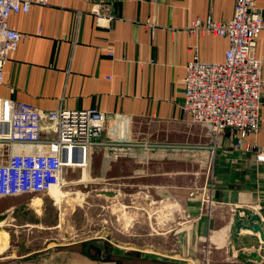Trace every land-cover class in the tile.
<instances>
[{
    "label": "crops",
    "instance_id": "crops-1",
    "mask_svg": "<svg viewBox=\"0 0 264 264\" xmlns=\"http://www.w3.org/2000/svg\"><path fill=\"white\" fill-rule=\"evenodd\" d=\"M93 2L47 0L10 17V26L22 38L4 66L0 99L26 103L46 114L66 109L103 114L111 121L118 118L106 123L98 144L90 149L85 175L104 180L101 194L113 196L107 183L119 178L122 151L160 157L146 162L145 182L134 185L135 192L128 196L136 197L127 201L137 205L143 194L146 208L161 201L171 206L172 219L166 227H171L175 215L179 222L187 214L186 218L197 219L192 226L197 232L191 236L204 232L226 239L243 211L264 216V165L255 162L246 145L236 148L233 132L214 139L208 126L192 124L181 110L186 65L194 58L220 63L228 48L226 38L192 34L189 25L196 20L229 21L235 0H101L102 11L112 19L100 23ZM255 6L264 10V0H255ZM149 20L154 23L151 30L144 26ZM253 57L264 62V31ZM261 96L264 102V89ZM41 128L43 138H55L46 121ZM137 141L162 144L142 147ZM246 144L264 148V106L259 131L248 135ZM73 170L65 169L64 180ZM133 171L136 174L137 168ZM205 190L211 201L209 213L202 202ZM159 231L162 237L173 232ZM181 232L184 229L175 231ZM88 241L38 251L22 264H121L115 253L114 260L92 257ZM164 253L168 252L156 254Z\"/></svg>",
    "mask_w": 264,
    "mask_h": 264
},
{
    "label": "built area",
    "instance_id": "built-area-1",
    "mask_svg": "<svg viewBox=\"0 0 264 264\" xmlns=\"http://www.w3.org/2000/svg\"><path fill=\"white\" fill-rule=\"evenodd\" d=\"M47 0H0V85L3 69L22 35L9 24L10 17L28 12L31 5ZM97 23L112 17L94 0ZM144 26L151 30L153 21ZM195 35L227 39L228 48L220 63L194 58L185 67L183 114L192 124L206 125L214 139L225 131L236 138V148L245 146L256 163L264 165V148L246 144L257 134L264 106L262 69L264 62L253 57L258 36L264 31V10L255 0H235L227 22L192 21ZM107 116L89 111L60 109L44 113L29 104L0 99V198L18 195H49L65 184V169L81 166L90 149L98 144ZM46 121L53 140L41 136Z\"/></svg>",
    "mask_w": 264,
    "mask_h": 264
},
{
    "label": "rangeland",
    "instance_id": "rangeland-1",
    "mask_svg": "<svg viewBox=\"0 0 264 264\" xmlns=\"http://www.w3.org/2000/svg\"><path fill=\"white\" fill-rule=\"evenodd\" d=\"M111 119L106 118V122L119 120ZM152 129L156 131L158 128L153 125ZM136 144L144 147L147 144L162 143L137 141ZM133 151H122V165L117 171L119 178L107 183L115 199L114 195L101 194L104 180H94L95 175H85L88 157L81 166H76L69 173L63 187L52 190L50 195L0 198V264H22L36 257L38 251L61 250L64 249L61 247L85 240H89L86 244L93 246L89 251L92 257L116 259L121 264H171V261L184 264H264V237L259 232L243 228L237 232L234 224L233 235L226 239L213 238L211 233L206 235L204 232L201 236L193 237L192 233L196 234L197 231L193 232L192 226L197 223V219L192 216L186 218L187 214H182L184 219L177 222L175 215L171 227H166V224L171 223L172 208L161 205L162 201L161 204L154 203L146 208L144 195L138 194V204L129 206L127 198L136 197L128 196L135 192L134 185H143L145 182L146 162H151V157H154V161L162 160L150 155V152H143V157H137V151ZM168 160L164 159L163 162ZM134 168H137L136 174L132 173ZM202 202L205 213H209L211 201L208 190L202 192ZM245 212L250 213L243 211L236 217L235 223L240 218L246 220ZM251 214L260 218L259 226L264 234V216ZM134 217L136 220H131ZM135 223L138 224L135 226ZM255 224L251 222L249 227L253 229ZM168 228L173 231L168 236L157 235L159 230ZM179 228L184 229V232L175 233ZM95 246L104 249L100 251ZM156 251L168 253L156 254L159 253ZM28 253L33 254L23 258ZM112 253H115L114 259ZM238 258L245 261H238Z\"/></svg>",
    "mask_w": 264,
    "mask_h": 264
},
{
    "label": "water",
    "instance_id": "water-1",
    "mask_svg": "<svg viewBox=\"0 0 264 264\" xmlns=\"http://www.w3.org/2000/svg\"><path fill=\"white\" fill-rule=\"evenodd\" d=\"M244 215L246 216V220L245 221H243L241 218L236 220L235 225H236L237 232L240 229H242V228L243 229H248V230H251L254 233L259 232L261 234V237L263 238L264 234H263V231L261 230V228L259 226L260 218L257 215L251 214V213H248V212H245ZM251 222H256V224L253 226V229H251L249 227V224Z\"/></svg>",
    "mask_w": 264,
    "mask_h": 264
},
{
    "label": "bare ground",
    "instance_id": "bare-ground-1",
    "mask_svg": "<svg viewBox=\"0 0 264 264\" xmlns=\"http://www.w3.org/2000/svg\"><path fill=\"white\" fill-rule=\"evenodd\" d=\"M56 188H58V187H55V188H53L52 190H54V189H56ZM51 190V191H52ZM51 191H50V193H51ZM69 194V193H68ZM50 195V194H49ZM70 195V194H69ZM156 204H159L160 202H155ZM161 204V203H160Z\"/></svg>",
    "mask_w": 264,
    "mask_h": 264
}]
</instances>
